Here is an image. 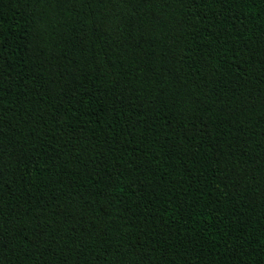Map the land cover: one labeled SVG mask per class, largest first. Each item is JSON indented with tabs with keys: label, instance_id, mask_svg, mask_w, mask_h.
<instances>
[{
	"label": "trees",
	"instance_id": "16d2710c",
	"mask_svg": "<svg viewBox=\"0 0 264 264\" xmlns=\"http://www.w3.org/2000/svg\"><path fill=\"white\" fill-rule=\"evenodd\" d=\"M0 264H264V0H0Z\"/></svg>",
	"mask_w": 264,
	"mask_h": 264
}]
</instances>
